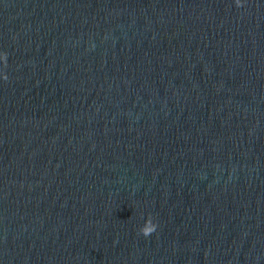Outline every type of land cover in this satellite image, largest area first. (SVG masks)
<instances>
[{"label": "water", "instance_id": "95a60500", "mask_svg": "<svg viewBox=\"0 0 264 264\" xmlns=\"http://www.w3.org/2000/svg\"><path fill=\"white\" fill-rule=\"evenodd\" d=\"M0 264H264V0H0Z\"/></svg>", "mask_w": 264, "mask_h": 264}, {"label": "clouds", "instance_id": "9594fccd", "mask_svg": "<svg viewBox=\"0 0 264 264\" xmlns=\"http://www.w3.org/2000/svg\"><path fill=\"white\" fill-rule=\"evenodd\" d=\"M236 3L239 5L240 4V0H236ZM4 79H7L6 76L3 77ZM156 225L154 223L149 224L147 227L143 226L140 229V232L143 236L147 237L149 235H151L152 233H154L156 231Z\"/></svg>", "mask_w": 264, "mask_h": 264}]
</instances>
